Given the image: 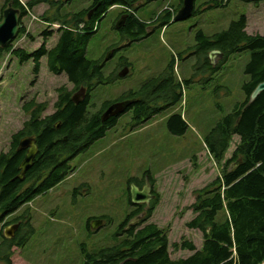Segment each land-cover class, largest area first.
I'll use <instances>...</instances> for the list:
<instances>
[{
  "label": "rangeland",
  "instance_id": "obj_1",
  "mask_svg": "<svg viewBox=\"0 0 264 264\" xmlns=\"http://www.w3.org/2000/svg\"><path fill=\"white\" fill-rule=\"evenodd\" d=\"M4 1L0 0V9ZM27 1L20 0L26 10L21 25L27 33L18 35L12 45L31 51L40 45L41 32L48 28L53 34L46 38V46H52L57 27L43 23L42 15H50L55 7L41 2L29 8L25 5ZM208 1L215 2L195 0L194 6L199 12L173 20L179 0H135L133 11L141 21L149 22L159 14L163 16L166 8L173 15L163 27L160 20L151 22L146 27L149 34L131 42L122 39L114 28L122 7L112 6L101 16L89 37L86 57L103 60L105 76L116 75L124 62L128 63V72L122 77L117 75L107 84L97 85L90 92L87 115L119 98L124 91L137 90L171 60H174L177 78L183 83L182 99L135 127H131L130 110L121 113L102 137L69 160L72 171L68 176L7 216L6 221H16L28 212L33 227L21 247L11 248V264H82V248L94 253L120 243L125 234H117L119 226L135 208L129 201L134 178L141 187L148 177L157 195L148 221L166 229L169 256L179 258L192 253L187 248L174 247L173 243L187 240L200 246L201 232L186 226L193 217L190 205L195 191L219 174L222 161L230 156L237 136L231 138L221 163L209 154L204 139L223 115L244 101L242 84L249 79L245 66L250 51L230 54L215 72L195 70V34L199 30L205 35L225 30L242 15L247 19L248 33L264 34V0H218L221 5L205 7L204 2ZM90 3L91 0H69L59 6V12H77ZM219 58L215 56V64ZM40 61L35 75L32 59L20 63L14 55L0 51V151L8 150L11 134L28 118L22 109L24 101L35 97L45 102L43 114H49L54 111L55 89L62 84L72 87L64 73L53 74L47 70L45 56ZM173 111L181 114L187 123L183 134H171L167 129V116ZM94 220L101 223L92 229ZM10 224L0 223L2 234Z\"/></svg>",
  "mask_w": 264,
  "mask_h": 264
},
{
  "label": "trees",
  "instance_id": "obj_2",
  "mask_svg": "<svg viewBox=\"0 0 264 264\" xmlns=\"http://www.w3.org/2000/svg\"><path fill=\"white\" fill-rule=\"evenodd\" d=\"M67 1L69 0H28L25 3L29 8L41 2L55 7L54 12L50 15L44 13L42 18L49 23L47 26H51V23L59 24L56 29L57 37L54 44L47 47L46 38L53 31L44 28L41 32L43 39L38 47L31 51L17 47L12 50L13 55L20 63L32 59L35 75L39 72L41 57L45 56L47 70L53 74L64 73L72 87L62 84L55 89L54 111L49 114H43L47 104L37 101L35 97L22 103V109L28 113V118L21 128L11 134L8 150L0 151L2 225L11 223L13 220L8 222L6 217L23 204L68 176L72 171L69 160L85 151L115 124L119 115L106 121L100 119L102 110L110 103L128 101L124 112L130 110L131 127H135L182 99L183 83L177 78L173 70L174 60H171L158 75L142 82L137 90L124 91L119 98L106 102L98 111L87 115L90 92L97 85L107 84L117 77V74L104 75L103 60L86 57L89 37L101 16L112 6L124 7L121 14L126 13V17L117 30L122 39L131 42L149 34L146 27L151 22L160 20V26H165L171 20L173 12L164 9L163 16L159 14L156 19L144 22L133 11L135 0H91L86 8L61 14L59 6ZM209 2H204L205 7L221 5L218 0L213 4ZM12 3L20 10V35L25 31L21 19L26 10L20 0H12ZM181 3L182 0H179L176 12ZM90 9L93 10L88 15ZM197 12L199 9L194 6L192 15ZM246 25L247 19L242 15L238 20L231 21L225 30L212 35H205L199 30L195 34V70L210 69L215 72L230 54L246 49L250 51V59L245 66L249 79L242 84L244 101L236 103L229 113L223 115L204 139L209 154L216 162L221 163L231 138L237 136L234 149L222 161L219 174L195 191V199L190 205L193 217L186 222V226L201 232L200 246L187 240L180 244L173 243L174 247L187 248L192 253L179 258L169 256L166 229L148 221L156 205V195L147 207L144 203L136 204L127 214L117 233L125 234L120 243L100 248L94 253L82 248V264L264 263V91L249 101L251 91L264 79V34H250L246 31ZM10 48L11 44H8L0 51H9ZM214 49L221 52V57L215 65H211L208 53ZM123 65L128 63L124 62L121 66ZM80 87L84 88L85 97L75 103L71 95ZM166 126L171 134L180 135L185 132L187 123L181 114L173 111L167 116ZM26 135L34 137L38 151L24 177L18 178L16 175L19 164L26 153V149L19 148L18 144ZM131 181L140 184L138 179ZM130 204L132 205L131 201ZM140 213L143 215L136 222L128 224L132 217ZM21 218L16 219L21 220L17 235L6 238L0 230V262L4 264H11V248L21 247L33 232L29 213L24 212Z\"/></svg>",
  "mask_w": 264,
  "mask_h": 264
},
{
  "label": "water",
  "instance_id": "obj_3",
  "mask_svg": "<svg viewBox=\"0 0 264 264\" xmlns=\"http://www.w3.org/2000/svg\"><path fill=\"white\" fill-rule=\"evenodd\" d=\"M195 0H182L181 6L178 9L177 13L173 17V20H181L189 17L194 8ZM93 9L88 10V15L91 14ZM19 17L20 10L16 8L12 4V0H9L6 3V6L2 9L1 17H0V48H4L9 42H11L15 37L19 29ZM126 17V13H123L115 23V28H119L121 24H123L124 19ZM221 56V52L219 50H210L208 53V58L211 64H215V56ZM107 56V55H106ZM128 72V67L124 66L121 68L117 75L122 77L126 75ZM264 91V79L259 82L254 89L251 91L249 95V101L255 99L260 92ZM85 97V90L83 88L78 89L71 96V99L76 103L80 99ZM128 101H114L110 103L100 114L101 121H106L108 118L119 115L122 113L126 106L128 105ZM59 126V123H57ZM18 147L21 149H26V153L19 164V172L16 175L18 178H23L26 170L32 165L33 158L38 151L37 144L35 142L34 137L31 136H23L19 140ZM236 163H233V165ZM130 201L133 204L138 203H148L150 198L153 197V194L150 193V182L146 177L144 184L141 188L135 185L133 182L130 185ZM140 215L134 216L128 224L133 223L138 220ZM101 223L100 220L92 221L90 225L92 229L97 228ZM19 227V222L11 223L7 225L3 230V235L6 238H11L14 236L17 228Z\"/></svg>",
  "mask_w": 264,
  "mask_h": 264
},
{
  "label": "flooded vegetation",
  "instance_id": "obj_4",
  "mask_svg": "<svg viewBox=\"0 0 264 264\" xmlns=\"http://www.w3.org/2000/svg\"><path fill=\"white\" fill-rule=\"evenodd\" d=\"M7 3V2H6ZM6 3H5V5L3 6V7H1L2 9L6 6ZM13 4V3H12ZM2 9H0L1 11H0V17H1V13H2ZM143 185H141V187H142ZM150 193H152L153 195H154V192H153V189L151 188L150 189ZM155 196V195H154ZM13 222H19V221H13ZM13 222H11V223H13ZM19 226H20V222H19ZM19 227L17 228V230H16V232H15V234L14 235H17L18 233H19Z\"/></svg>",
  "mask_w": 264,
  "mask_h": 264
},
{
  "label": "bare ground",
  "instance_id": "obj_5",
  "mask_svg": "<svg viewBox=\"0 0 264 264\" xmlns=\"http://www.w3.org/2000/svg\"><path fill=\"white\" fill-rule=\"evenodd\" d=\"M80 88H83V87H80ZM80 88H79V89H80ZM83 89H84V88H83ZM133 183H134V182H133ZM134 184H135V183H134ZM135 185H136V184H135ZM137 186H138V185H137ZM138 187H139V186H138ZM139 188H141V187H139ZM130 189H131V188H130ZM129 195H130V193H129ZM263 264H264V263H263Z\"/></svg>",
  "mask_w": 264,
  "mask_h": 264
},
{
  "label": "crops",
  "instance_id": "obj_6",
  "mask_svg": "<svg viewBox=\"0 0 264 264\" xmlns=\"http://www.w3.org/2000/svg\"><path fill=\"white\" fill-rule=\"evenodd\" d=\"M246 28H247V26H246ZM24 262V261H23Z\"/></svg>",
  "mask_w": 264,
  "mask_h": 264
}]
</instances>
